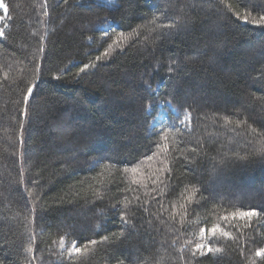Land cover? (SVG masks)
<instances>
[{
	"label": "trees",
	"instance_id": "trees-1",
	"mask_svg": "<svg viewBox=\"0 0 264 264\" xmlns=\"http://www.w3.org/2000/svg\"><path fill=\"white\" fill-rule=\"evenodd\" d=\"M5 3L0 262L264 264V0Z\"/></svg>",
	"mask_w": 264,
	"mask_h": 264
},
{
	"label": "snow or ice",
	"instance_id": "snow-or-ice-1",
	"mask_svg": "<svg viewBox=\"0 0 264 264\" xmlns=\"http://www.w3.org/2000/svg\"><path fill=\"white\" fill-rule=\"evenodd\" d=\"M45 2H46V0H45ZM64 2L67 3V0H64ZM221 3H225V0H221ZM226 7H228L229 10H231L230 5L226 4ZM0 11H2V14H0V25H3L2 27H0V38H7L5 30L9 27L8 21L11 19V13L9 10V5L7 3H5V0H0ZM234 15L236 16L237 19H242L245 23H253V24H256L259 26H264V14L259 15V17L257 18L255 16L251 15V11L246 10L243 14L236 12V13H234ZM174 26L175 25H168V27H174ZM120 36H123V33H121ZM107 54H108L107 52L104 53V55H107ZM96 59L99 60L100 57H97ZM88 67H89V65H85L84 67L80 68L79 71L84 72L85 69ZM34 87H35V85H33L27 89V96L25 97V103L27 102V98L31 97L33 95V88ZM26 111L27 110H25V113H26ZM190 120H191V114L189 111L186 110L184 112L183 118L180 119V123L187 125L188 123H190ZM164 147L167 148L168 146L165 144ZM193 151H195V149H193ZM259 151L262 154H264V145H262L260 147ZM147 159L151 160L152 157L149 156V157H147ZM165 167H167V166L165 165ZM137 170L138 169H135V168L132 169L133 172H136ZM169 171H170V169H169ZM262 215H264V209H261L259 211L255 210V209L243 211V210H240L237 208L236 211H233L232 213H230V217L233 220L239 219V220L243 221V227H245V228L251 226V223H252L254 218H260ZM121 218L124 220L125 223L128 222L125 216H122ZM223 219L228 220L229 216H225V217H223ZM207 231L210 233V237L205 236V229H203V228L200 230V233H199L201 240L205 241L203 243H198L196 245V250L199 251L201 255H207V254L216 255V254L223 253V251H224L223 248L215 247L214 244H208L207 243L208 238L219 239V238L223 237V238H227L229 240H235L236 239V237L233 236L231 232L225 231L219 225H213ZM104 239L107 240L108 237H105ZM90 243L95 244L96 241H91ZM59 244H60L61 248L64 247L65 237L62 236L60 238ZM26 250L28 252L33 251L31 245H29V247ZM87 251H88V247L86 244L83 246H77L76 241H72L70 244V247H68V249H67V252L70 256L73 253H75L77 255H81ZM254 255L256 257H260L262 260H264V248L257 249L255 251ZM0 264H2V262H0ZM253 264H255V262H253Z\"/></svg>",
	"mask_w": 264,
	"mask_h": 264
},
{
	"label": "rangeland",
	"instance_id": "rangeland-1",
	"mask_svg": "<svg viewBox=\"0 0 264 264\" xmlns=\"http://www.w3.org/2000/svg\"><path fill=\"white\" fill-rule=\"evenodd\" d=\"M0 12H1L0 14H2V11H0ZM165 114H166L165 110H162V112H161L160 116L157 118L155 124L163 122L164 119L166 118ZM259 175H260L259 177L261 178L260 180L264 181V171L259 172Z\"/></svg>",
	"mask_w": 264,
	"mask_h": 264
}]
</instances>
